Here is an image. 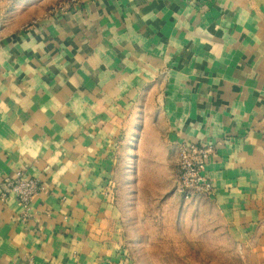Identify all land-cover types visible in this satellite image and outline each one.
Returning a JSON list of instances; mask_svg holds the SVG:
<instances>
[{"label":"crops","instance_id":"1","mask_svg":"<svg viewBox=\"0 0 264 264\" xmlns=\"http://www.w3.org/2000/svg\"><path fill=\"white\" fill-rule=\"evenodd\" d=\"M263 126L264 0H0V182L42 186L0 200V264H133L120 178L179 142L215 144L199 210L264 264Z\"/></svg>","mask_w":264,"mask_h":264},{"label":"rangeland","instance_id":"2","mask_svg":"<svg viewBox=\"0 0 264 264\" xmlns=\"http://www.w3.org/2000/svg\"><path fill=\"white\" fill-rule=\"evenodd\" d=\"M158 168H141L131 182L120 178L124 206L125 249L133 264H241L235 246L216 236L199 210L207 198L185 201L175 185V161ZM150 165V164H149Z\"/></svg>","mask_w":264,"mask_h":264},{"label":"built area","instance_id":"3","mask_svg":"<svg viewBox=\"0 0 264 264\" xmlns=\"http://www.w3.org/2000/svg\"><path fill=\"white\" fill-rule=\"evenodd\" d=\"M67 3L58 5V10H65ZM264 138V126L262 128ZM215 144L195 142H179L176 146L177 164L175 185L181 198L185 201L207 198L212 190V184L204 173L205 165L215 153ZM42 186L35 177L24 176L17 171L14 176H8L0 182V200L13 195L25 213L31 200L40 192Z\"/></svg>","mask_w":264,"mask_h":264}]
</instances>
